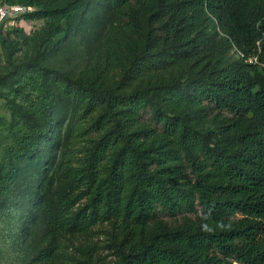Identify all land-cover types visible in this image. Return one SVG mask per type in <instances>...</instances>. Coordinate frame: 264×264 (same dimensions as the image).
Wrapping results in <instances>:
<instances>
[{
    "label": "trees",
    "instance_id": "trees-1",
    "mask_svg": "<svg viewBox=\"0 0 264 264\" xmlns=\"http://www.w3.org/2000/svg\"><path fill=\"white\" fill-rule=\"evenodd\" d=\"M9 1L37 5L27 16L44 26L33 55L12 63L0 77V96L36 121L47 119L57 91L71 99L74 118L97 135L81 162L84 200L60 226L74 233L109 227L113 264H264V0H146L150 8L142 17L149 26L115 92L94 86L86 75L44 66L40 49L71 30L88 4L103 0ZM104 1L127 18L124 27L136 25L133 0ZM219 31L236 59L221 53ZM19 32H5L0 49L12 52L11 33L29 39ZM182 64L191 67L185 79L124 92L145 75ZM188 90L227 114L216 140L209 141L184 116L168 114V101L175 93L187 97ZM145 111L155 127L145 124ZM28 129L3 149L0 207L14 178V160L31 155L34 128ZM181 162L190 175L180 171ZM160 213L181 215L182 222L156 225ZM53 237L45 235L47 245L36 261L52 255Z\"/></svg>",
    "mask_w": 264,
    "mask_h": 264
},
{
    "label": "rangeland",
    "instance_id": "rangeland-1",
    "mask_svg": "<svg viewBox=\"0 0 264 264\" xmlns=\"http://www.w3.org/2000/svg\"><path fill=\"white\" fill-rule=\"evenodd\" d=\"M145 1L131 2V8L139 13L132 27H124L127 18L116 16L106 1L100 5L88 4L71 30L54 37L46 47H40L42 64L72 77L86 75L94 86L113 88L115 92L120 72L131 55L140 49L143 33L149 26L142 17L143 11L150 8ZM29 7V13L38 9L37 5ZM43 26V20L26 15L13 27L29 39L23 41L18 33H11L9 39L14 49L10 52L1 47L0 77L8 74L12 63L33 55L32 48L39 43L38 32ZM216 41L229 60L237 58L235 49L229 47L220 31ZM189 73L191 67L186 64L166 72H153L131 83L124 92L148 82L162 84L171 79H185ZM188 91L187 97L175 93L168 101V114L184 116L209 141L216 140L227 114L198 100L192 90ZM15 108L11 100L0 96V158L3 149L11 143V137L31 131L29 127H33L34 132L29 138L31 155L14 160V178L0 207V264H113L116 259L111 249L114 234L109 227L103 225L94 227L90 233H74L60 226L84 200L79 196L86 182L81 162L91 141L97 139L96 133L86 131L87 124L72 115L71 99L63 98L57 91L46 120L38 117L35 121L28 115H19ZM150 117L149 111L143 113L145 124L155 127ZM43 132H47L45 138ZM179 164L180 171L190 175L185 162ZM181 222V215L160 213L154 224L175 227ZM48 232L54 234V251L46 262H38L34 257L47 245L44 237Z\"/></svg>",
    "mask_w": 264,
    "mask_h": 264
},
{
    "label": "built area",
    "instance_id": "built-area-1",
    "mask_svg": "<svg viewBox=\"0 0 264 264\" xmlns=\"http://www.w3.org/2000/svg\"><path fill=\"white\" fill-rule=\"evenodd\" d=\"M30 11L25 4L11 3L9 0H0V39L7 29L17 26V23ZM253 59H249L252 61Z\"/></svg>",
    "mask_w": 264,
    "mask_h": 264
}]
</instances>
